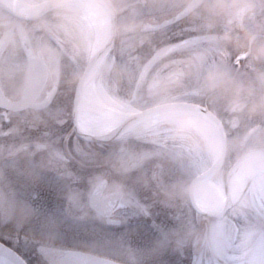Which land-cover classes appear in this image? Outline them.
<instances>
[{
    "label": "flooded vegetation",
    "instance_id": "flooded-vegetation-1",
    "mask_svg": "<svg viewBox=\"0 0 264 264\" xmlns=\"http://www.w3.org/2000/svg\"><path fill=\"white\" fill-rule=\"evenodd\" d=\"M23 1L26 4L27 0ZM116 7L114 26L130 25L132 30L111 45L105 54L106 61L127 66L130 74L127 79L112 80L111 92L130 113L153 111L151 115H155L161 102L148 99L147 87L159 66L157 55L167 53V60L176 62L174 66L179 71L187 56L207 49V36L185 21L174 20L177 8H160L151 0H118ZM0 15L26 33V39L18 41L15 48L0 45V72L34 67L55 75L54 86L40 95L35 115L24 110L30 101L19 100L8 89L0 92L7 102V107L0 104V216L5 214V210L1 211L5 203L8 208L13 204L12 212L18 213L21 202L23 222L27 223L31 189L39 196L33 206L40 208L43 214L57 206V202L62 203L59 208L69 206V199L76 203L78 172L80 175L85 169L98 170L102 174L90 186L85 201L88 214L82 217L88 221L90 234L118 236L120 244L123 241L125 255L87 254L116 264H143V260L148 261L150 252L166 253L170 264H176L174 258L179 264H264V177L242 182L238 199L232 201L229 173L234 157L229 155L223 163L222 175L214 181L223 192L226 206L225 211H220L223 216L219 221L209 216V212L195 210L191 202L170 206L160 203L152 189L161 182H186L202 174L209 166L206 154L191 152L183 143L157 136L154 126L138 127L129 134L104 142L80 140L72 112L74 104L82 98L83 78L96 42L77 49L51 30L35 32L28 15L16 13L3 3H0ZM255 23L264 24V16L258 15ZM89 25L95 31L90 21ZM39 45L52 49L55 58L41 55ZM229 51L228 62L233 69L248 73L246 61L240 54ZM212 60L218 61L219 57ZM213 118L229 140L264 137V118L260 116L244 117L236 122L220 111ZM82 146L91 160L94 156L89 149L95 147L102 151L95 157V160L104 157L101 167L81 166L85 158L79 154ZM101 182H104L103 188L93 202L95 208H91L89 196ZM145 183L149 188L144 187ZM10 192V197L6 196ZM15 192H22L21 200L15 197ZM224 219L228 222L226 227H221L223 242L217 252L192 244L178 247L165 240L178 228L192 226L199 230L217 221L220 224ZM246 232L252 234L247 244L241 241V235ZM0 242L13 247L2 237ZM130 253L135 256L134 260Z\"/></svg>",
    "mask_w": 264,
    "mask_h": 264
},
{
    "label": "clouds",
    "instance_id": "clouds-1",
    "mask_svg": "<svg viewBox=\"0 0 264 264\" xmlns=\"http://www.w3.org/2000/svg\"><path fill=\"white\" fill-rule=\"evenodd\" d=\"M118 0H27L31 28L35 32L53 31L82 49L93 41L107 47L115 45L132 30L130 25L111 24L117 14ZM160 8H177L174 20L185 21L194 30L207 36L208 47L192 53L175 69L167 53L158 54L155 74L148 82L147 97L159 103L150 116L156 135L170 142H180L189 151L203 152L208 168L186 182L158 183L153 196L164 205L191 202L203 198L211 202L213 185L222 175V166L229 155L234 157L230 168V184L237 185L253 177H264V137H242L229 140L217 125L216 116L223 111L236 122L244 117L264 118V24L257 25L258 15L264 16V0H151ZM91 17H97L103 27L94 31ZM26 33L7 17L0 15V45L17 46ZM236 51L246 61L248 73L235 71L228 62L229 50ZM40 54L55 58V52L39 45ZM219 57V60H212ZM127 66L105 61L92 67L83 78L95 91L79 99L73 107L76 122H106L120 113L123 119L139 113H125L122 106L105 87L109 80L127 79ZM54 73L34 67L0 72V92L13 91L21 101H30L24 110L35 115L42 92L54 86ZM145 188H149L147 183ZM243 206V205H240ZM251 233L241 235L242 243L251 241ZM166 242L179 246L192 244L217 252L223 242L219 222L203 229L184 226L165 237Z\"/></svg>",
    "mask_w": 264,
    "mask_h": 264
},
{
    "label": "rangeland",
    "instance_id": "rangeland-1",
    "mask_svg": "<svg viewBox=\"0 0 264 264\" xmlns=\"http://www.w3.org/2000/svg\"><path fill=\"white\" fill-rule=\"evenodd\" d=\"M95 47L96 44L93 47V51H95ZM101 47H103V45ZM106 57L107 55L102 57L101 63L106 61ZM105 87L108 92L119 101L117 95L111 92L113 88L112 80H109ZM83 151L86 152L87 150L82 146V149L79 148V154L85 156V158L81 160L82 167H101L104 157H102V160H95V157L100 152L102 153V151L95 147L89 149L90 152H93L94 158L92 160L91 158L88 159L86 153ZM100 174H102V171H92L91 169H85L80 175L78 172L79 187L76 191L78 197L75 199L77 202L73 203L74 201L72 202V200L69 199V206H62L61 208H59V205H62V203L57 202V206L48 209V213L45 214L41 212L40 208L33 206L34 199H38L39 196L38 192L34 194V190L31 189L30 213L27 223L23 222V206L21 202L18 207V213L12 212L14 211L13 204H10V208H8L5 203L4 208H1V211L5 210V214L0 216V229L2 230L0 237L10 243L11 247L13 246L12 248L24 258L28 264H58V259L63 252L71 250L96 253L98 255L109 254L116 257L122 254L125 255V250L121 246V244L123 245V241L121 240L120 244V238L118 236L90 234L88 230V221L82 217L88 214L85 201L90 192V186L97 182ZM8 195L10 197L11 192L6 194V196ZM14 195L18 197V199H22V192H15ZM73 205H76V207L74 208ZM222 209L223 205L220 211H222ZM51 217L52 219L50 220ZM227 222L228 220L224 219L220 223V226L226 227ZM234 234L235 230L233 235ZM233 235L231 236L232 238ZM149 255L148 261L143 260V264L171 263L170 257L167 256L166 253L156 255L150 252ZM130 257L132 260L135 259V256L131 253ZM174 262L179 264L176 258H174ZM129 264H131V262H129Z\"/></svg>",
    "mask_w": 264,
    "mask_h": 264
},
{
    "label": "bare ground",
    "instance_id": "bare-ground-1",
    "mask_svg": "<svg viewBox=\"0 0 264 264\" xmlns=\"http://www.w3.org/2000/svg\"><path fill=\"white\" fill-rule=\"evenodd\" d=\"M3 4L10 7L12 10H14L16 13L22 14V15H28L27 9L24 6L25 3L23 0H0ZM90 24L95 29V31L100 30L103 27L102 22L97 17H91L90 18ZM95 51H98L102 44L96 42ZM102 60V57L95 63V65L100 64ZM94 65V66H95ZM93 66V67H94ZM95 91V88L93 86H90L86 81L84 83V89L82 93V97L86 95H90ZM121 106L125 113H130L131 110L127 109L123 104H121L119 101H117ZM154 116V115H151ZM123 121V118L120 113H117L113 119L106 121V122H89V121H80L77 122V128L78 131L86 136L89 137H100L103 135H106L113 131L121 122ZM153 123L150 120V116L146 118H142L138 121H135L131 125L124 128L117 137L126 135L137 129L138 127H153ZM242 188V183L237 185H232L231 192H232V201H235ZM223 192L220 188V186L213 185V195L211 202L209 200L203 199V198H194L196 205L202 209L203 211L209 212V213H218L223 205ZM0 264H7L6 262L0 260Z\"/></svg>",
    "mask_w": 264,
    "mask_h": 264
},
{
    "label": "water",
    "instance_id": "water-1",
    "mask_svg": "<svg viewBox=\"0 0 264 264\" xmlns=\"http://www.w3.org/2000/svg\"><path fill=\"white\" fill-rule=\"evenodd\" d=\"M114 20H115V16L111 19V24L113 26H114ZM110 47L111 45H108L107 47L104 46V48L93 57L92 61L88 65V68L86 69L85 76L87 75L89 70L92 68L94 61L102 53L108 51ZM0 104L2 106L7 107V102L3 98L1 93H0ZM152 113L153 111H148V112L140 113L141 114L140 118L133 116L130 119H124V121H122V123H120V125L116 129H114L111 133L107 135H103L100 137H89L79 132H76V135L78 136L79 139L85 142H103L106 140H111L112 138L116 137L122 131V129H124L126 126ZM103 184L104 182H101L100 184H98L96 188L94 189V191L92 192V194L89 196V205L91 206V208H95V205L93 204V202L100 194V191L103 188ZM191 203L195 210H197L200 213H203V211L200 208H198V206H196L194 199L191 201ZM96 210H98V208H96ZM211 217L215 219H220L222 216L221 215H211ZM0 260L6 262L7 264H26L24 260L17 253H15L13 250L3 245L2 243H0ZM58 264H113V263L98 259L96 257L90 256L87 254H83L80 252H65L64 255L60 257Z\"/></svg>",
    "mask_w": 264,
    "mask_h": 264
}]
</instances>
